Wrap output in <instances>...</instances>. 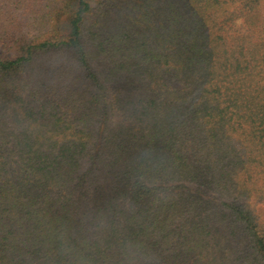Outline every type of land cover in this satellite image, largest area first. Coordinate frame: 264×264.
I'll return each instance as SVG.
<instances>
[{
    "label": "trees",
    "instance_id": "trees-1",
    "mask_svg": "<svg viewBox=\"0 0 264 264\" xmlns=\"http://www.w3.org/2000/svg\"><path fill=\"white\" fill-rule=\"evenodd\" d=\"M264 0H0V264H264Z\"/></svg>",
    "mask_w": 264,
    "mask_h": 264
},
{
    "label": "rangeland",
    "instance_id": "rangeland-1",
    "mask_svg": "<svg viewBox=\"0 0 264 264\" xmlns=\"http://www.w3.org/2000/svg\"><path fill=\"white\" fill-rule=\"evenodd\" d=\"M255 210L259 215H261L262 220H264V209L256 207Z\"/></svg>",
    "mask_w": 264,
    "mask_h": 264
}]
</instances>
